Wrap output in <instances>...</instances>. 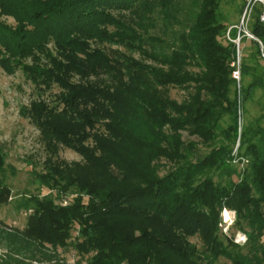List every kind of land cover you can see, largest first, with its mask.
<instances>
[{
  "label": "trees",
  "instance_id": "trees-1",
  "mask_svg": "<svg viewBox=\"0 0 264 264\" xmlns=\"http://www.w3.org/2000/svg\"><path fill=\"white\" fill-rule=\"evenodd\" d=\"M178 1L0 0L1 67H21L39 89L59 88L51 103L24 108L48 154L36 177L57 196L26 199L22 229L0 220L9 252L0 264H264V125L238 132L241 108L264 92L260 47L241 40L240 51L246 41L254 46V62L241 51L237 88L220 0H180L186 10ZM249 28L264 46L257 13ZM28 57L33 63L22 64ZM245 75L252 79L243 85ZM171 88L186 97L172 98ZM183 132L203 144L222 141L194 159L197 143ZM238 133L241 172L231 165ZM61 146L81 161L58 159ZM161 160L172 166L164 174ZM4 170L0 148V205L11 199ZM61 193L73 198L63 204ZM224 209L246 234L243 245L223 234ZM69 247L75 262L59 255Z\"/></svg>",
  "mask_w": 264,
  "mask_h": 264
},
{
  "label": "rangeland",
  "instance_id": "rangeland-1",
  "mask_svg": "<svg viewBox=\"0 0 264 264\" xmlns=\"http://www.w3.org/2000/svg\"><path fill=\"white\" fill-rule=\"evenodd\" d=\"M243 2L244 0H220L219 8L227 29L238 22ZM178 3L182 7L184 1L179 0ZM184 5L186 10L188 3L185 2ZM186 16L187 13L184 10L178 13L180 19H184ZM2 19L8 25H15V21L10 17H2ZM152 33L159 34L164 38L168 37V34L165 35V33L155 29ZM249 43V41L244 42L241 51L243 59L252 64L254 61L251 59L250 53L254 52L255 48ZM134 56H138V53L135 52ZM256 60L259 64L258 70L261 72L264 69V61L260 58H256ZM23 62L27 64L33 63L30 57L22 59V64ZM251 79L250 75H245L241 84L246 85ZM43 88L39 89L27 79L21 67L15 65V69L7 71L0 65V148L5 155L3 181L11 188L10 201L7 204L0 205V220L7 227L24 228L27 216L31 213V209H27L24 205L26 199L36 196L42 197L48 193L53 194L52 196H57V191L49 190L44 185H41L36 177V172H45L43 168L48 154L41 142L38 128L27 115H24V108H29L31 102L44 100L51 103L59 92V88L56 86L48 90ZM170 96L181 101L186 97V91L180 88H171ZM229 122V117H224L222 126L226 127ZM259 124L264 125V92L261 89H256L252 98L241 108L238 132H241L246 126L255 128ZM183 138L186 141H196L194 159L204 156L212 147L219 145L222 141L220 137L210 144H203L197 137H189L185 132H183ZM223 142L227 143L229 140H224ZM239 146L238 133L233 146L232 154L234 159L231 165L235 166L238 172H241L247 164V159L239 156ZM57 157L67 162L81 161L78 153L62 146L59 148ZM161 162L163 166L161 165L159 173L164 174L172 166L168 163L164 164V160H161ZM213 176L215 180L222 182L227 179V174L220 175L218 172H214ZM233 178L236 179V176L234 175ZM59 196L63 204L73 198V195L69 193H61ZM55 200L56 202L59 201ZM221 218L222 223L220 226L223 234L232 237L235 243L243 245L247 237L244 232L237 230L234 225V212L224 209L221 213ZM75 235L76 231L72 230V237ZM190 241L201 248V242L197 237H191ZM58 252L68 262H75L79 259V255L71 247L67 249L58 248ZM224 263L230 264L224 258H220L216 264Z\"/></svg>",
  "mask_w": 264,
  "mask_h": 264
},
{
  "label": "built area",
  "instance_id": "built-area-1",
  "mask_svg": "<svg viewBox=\"0 0 264 264\" xmlns=\"http://www.w3.org/2000/svg\"><path fill=\"white\" fill-rule=\"evenodd\" d=\"M257 13L260 21H264V0H245L240 18L237 23L231 25L226 32V38L235 44L236 46V59L232 63L234 70L232 71V77L237 81V88L240 87V60H241V40L245 38L246 40H254L258 42L260 47V56L264 61V46L262 42L251 32L249 28V23L252 16ZM236 30V35L232 37L230 35L231 29ZM9 252L7 248L0 244V260L5 259Z\"/></svg>",
  "mask_w": 264,
  "mask_h": 264
},
{
  "label": "bare ground",
  "instance_id": "bare-ground-1",
  "mask_svg": "<svg viewBox=\"0 0 264 264\" xmlns=\"http://www.w3.org/2000/svg\"><path fill=\"white\" fill-rule=\"evenodd\" d=\"M228 213V212H227ZM226 215V214H225Z\"/></svg>",
  "mask_w": 264,
  "mask_h": 264
}]
</instances>
